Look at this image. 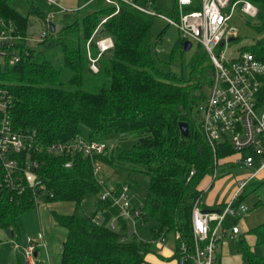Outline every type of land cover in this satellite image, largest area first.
<instances>
[{"label": "trees", "instance_id": "1", "mask_svg": "<svg viewBox=\"0 0 264 264\" xmlns=\"http://www.w3.org/2000/svg\"><path fill=\"white\" fill-rule=\"evenodd\" d=\"M13 1L0 0V19L11 22L16 35L26 37L28 17L11 5ZM237 1L257 8L253 28L264 33V0L232 3ZM80 2L84 7L73 12L76 19L59 31L55 26L54 33L49 29L43 43L33 47L16 42L20 61L13 66L0 64V93L9 98L7 115L14 130L35 132L44 144L70 143L84 138L83 132H87L84 139L89 142L105 143L113 135L135 139L134 145L116 157L106 153L96 160L112 168L143 171L148 176L147 199L140 207L136 233L129 236L130 224L122 218L116 220L117 230L98 222L99 212L109 210L113 216L117 212L109 200H99L101 188L90 159L82 153L72 157L40 155L42 165L36 173L44 189L35 195L40 200L38 206L30 189L19 193L9 188L0 167V229L17 239L20 251L16 261L23 264L19 217L42 204H72L70 215L51 213L53 223L65 232L59 264H150L149 256L178 264L180 244L193 247L191 213L196 202L202 205L200 183L206 176L212 177L214 170L213 151L203 138L195 112L205 98V89L212 84L208 55L201 47L189 64H183L181 77L164 73L151 55L154 17L125 4L113 15L114 7L103 0ZM134 2L153 9L152 0ZM28 14H34L44 26L45 15L36 7L30 5ZM174 16L175 7L170 17ZM104 18L99 34L110 37L114 46L99 58V71L92 74L85 46ZM160 38L161 34L158 43ZM183 43L179 37L175 47L183 49ZM37 47L44 49L41 56ZM241 50L264 61V36L255 46ZM262 81L258 99L264 105V77ZM181 122L188 124V139L180 134ZM234 155L230 146H216L218 166H229ZM69 160L71 168H65ZM123 185L129 192L133 189L132 184H118L116 188ZM90 195L96 198V207L87 215L80 210ZM177 234L180 239H176ZM250 235L254 246H264V224ZM168 238L174 253L165 258L155 244L160 239L168 242ZM241 253L243 264H264V257L254 254L243 240Z\"/></svg>", "mask_w": 264, "mask_h": 264}, {"label": "built area", "instance_id": "2", "mask_svg": "<svg viewBox=\"0 0 264 264\" xmlns=\"http://www.w3.org/2000/svg\"><path fill=\"white\" fill-rule=\"evenodd\" d=\"M45 2L55 8V11L45 17L42 34L26 37L16 35L14 25L0 19V64L7 63L13 66L18 63L20 52L15 49L17 41L38 46L44 42L56 14L74 12L62 6L59 0ZM103 2L114 7L113 15L119 12L121 4H125L143 14L160 18L167 26L174 27L184 42L197 43L209 56L214 69L212 84L206 99L197 106L195 112L203 138L213 151L214 170L211 178L215 181L218 177V161L215 155L216 146L220 145L232 148L238 155L233 166L247 174L237 180L234 193L222 208L203 213L200 203H195L191 213L193 247L180 244L178 264H186L188 261L191 264H215L214 254L217 247L222 245L225 239L234 238L239 233L235 221L248 211L240 202L243 191L250 181L264 171V105L258 99L263 85L264 61L259 60L253 53L241 49L234 59H228L224 53V48L230 43L229 39L236 36V30L229 26L232 10L241 4V13L253 19L257 16V9L246 1L232 3V0H176L175 16L170 17L155 12L151 7L141 6L134 0ZM190 7L194 9L186 11V8ZM106 19L101 20L86 42V58L92 74L99 71V58L114 46L110 37L99 34V28ZM93 43L97 49L96 56L91 53ZM9 103V98L1 92L0 167L9 188L19 193L25 191V188L30 189L34 203L38 206L40 200L35 195L44 189L36 173L42 165L40 155L72 157L76 153H82L90 159L94 178L101 188L99 200H109L111 207L117 212L110 228L117 230L116 220L122 218L130 224L129 230L132 234L136 233L141 208L132 207L128 186L123 185L121 189H117L116 186L110 187L104 180L97 178L101 168L98 167L99 162L96 159L106 154V143L89 142L80 137L70 143L44 144L37 138L35 132L14 130L7 115ZM71 165L72 160H69L64 167L71 168ZM190 175L192 176L193 172ZM230 218L234 222L229 228H223L225 220ZM176 239H180L179 234L176 235ZM42 240V235H38L36 239L27 238L23 241L24 246H20V249L26 264H34V255ZM155 245L162 249L168 244L165 239H160ZM172 251L174 253L173 249Z\"/></svg>", "mask_w": 264, "mask_h": 264}, {"label": "rangeland", "instance_id": "3", "mask_svg": "<svg viewBox=\"0 0 264 264\" xmlns=\"http://www.w3.org/2000/svg\"><path fill=\"white\" fill-rule=\"evenodd\" d=\"M60 2V0H59ZM61 3V2H60ZM62 3L67 7H76L77 2L72 0H62ZM80 3V0H79ZM62 4V5H63ZM11 5L22 15L27 16L29 21V27L27 30L28 36H35L42 34L44 31L39 26L38 18L34 14H28L30 5L36 7L39 12L49 16V14L55 11V8L50 7L45 0H14ZM174 0H156L153 5V10L163 15L170 16L174 12ZM255 7V6H254ZM241 4L237 5L231 12V19L229 26L236 30V40L230 42L227 48H224L225 56L228 59H234L238 56V52L242 48H250L256 45L261 39H263L264 33H260L253 28L256 18H249L240 11ZM256 8V7H255ZM257 9V8H256ZM258 12V10H257ZM66 15H55L52 20L56 26V30L59 31L63 25L72 23L76 18L72 14L65 13ZM161 34V38H158ZM179 39L178 31L167 24L158 17H154L152 25V43H151V55L156 67L164 73H171L177 77L183 75L182 66L184 63L189 64L193 56L201 49L197 43L193 42L191 48L188 51H184L181 47L176 46ZM35 47L34 45H30ZM42 47H37L36 51L39 56L43 52ZM91 53L96 56L97 49L94 43L91 46ZM209 58V56H208ZM210 61V59H209ZM211 64V62H210ZM212 66V64H211ZM189 74V69L187 70ZM214 75V69L212 66V78ZM89 76V75H88ZM211 84L205 89L206 99ZM203 100L199 103L201 105ZM87 132L82 133V137L86 138ZM107 155H113L116 157L119 152L129 149L135 143V139L131 135H113L106 139ZM235 159V155L233 156ZM101 168V172L97 175V178L104 180L106 185L115 187L118 184H132L133 189L129 192L130 203L133 208L143 207L147 199L149 178L143 173V171L133 169H119L109 167L99 161L98 164ZM218 177L214 182L211 190L203 194L202 204L228 202L229 195L232 196L236 189L237 180L246 176H238L239 170L233 167V171L224 176L223 164L219 163ZM211 179L206 176L200 183L202 190L208 188ZM243 205L248 211L243 214L236 227L240 231V235L231 239H225L223 245H219L214 254L215 264H243L242 258V240L248 244L251 251L261 257H264V246L255 247L253 237L250 232L257 223H264V186L257 187L255 185H249L244 191ZM261 201L262 206L255 207V204ZM96 198L93 196H87L81 206V212L87 215H91L95 212ZM56 212L61 215H70L73 212L72 204H53V205H40L32 210L24 213L18 219L20 224L23 239L27 238L36 239L38 235H44V243L47 244V248L38 246L37 257L33 258L34 264H59L60 262V248L62 241L65 238L63 230L58 228L52 221L51 213ZM112 213L110 211H101L98 213L97 218L100 219V224L110 228L112 223ZM233 220L227 219L223 223V228H229ZM256 227V226H255ZM255 229V228H254ZM112 230V229H111ZM23 242V241H22ZM168 246L172 247V240L168 238ZM42 243H39L41 245ZM24 246V245H23ZM19 244L17 239H13L10 236L9 231L0 229V264H17L16 257L19 252ZM23 264L26 261L23 259Z\"/></svg>", "mask_w": 264, "mask_h": 264}, {"label": "crops", "instance_id": "4", "mask_svg": "<svg viewBox=\"0 0 264 264\" xmlns=\"http://www.w3.org/2000/svg\"><path fill=\"white\" fill-rule=\"evenodd\" d=\"M72 1H74V3L75 2H77L78 3V5L76 6V7H74V8H72V7H67V6H65L63 3H62V0H60V4L62 5V6H64L65 8H67V9H71L72 11H74L75 12V10H77V9H80V8H83L84 7V4H82L81 2L79 3V0H72ZM66 13V12H65ZM65 13H58V14H56V15H66ZM69 14H72V16H74L73 15V13H69ZM75 17V16H74ZM55 18H57V17H55ZM39 26H40V28L42 29V26H41V24L39 23ZM243 155H245V154H243ZM238 157V155H236L235 154V159ZM235 159H233V157H231L230 159H229V162L228 163H230L229 164V166H226V167H223L224 168V170H223V173H224V176L225 175H227V174H229V173H231L232 171H233V165H234V160ZM227 161V160H226ZM225 162V161H224ZM235 169H237L236 167H234ZM244 174H247V172H245V171H239V173H238V176H242V175H244ZM210 179H211V182H210V184H209V186H208V188H206V190H203L204 191V193H207L209 190H211V188H212V186H213V184H214V182L217 180H215V181H213L212 180V178L210 177ZM261 182H264V171L262 172V173H260V175H258L257 176V178L256 179H253L252 181H250V183L248 184V186L251 184V185H255V186H257L258 187V185L261 183ZM247 188V187H246ZM245 188V189H246ZM205 191H207V192H205ZM244 195H245V193L243 192V196H241V198H240V202L241 203H243L244 202ZM230 198H231V195H229V198H228V201L230 200ZM202 204V203H201ZM223 205H225L224 204V202L222 203V202H220V203H210V204H207V205H205L204 203L201 205V206H203V207H201L203 210H218V209H220V208H222L223 207ZM263 204L261 203V201H258L256 204H255V207H259V206H262ZM107 211H109V210H107ZM96 219L98 220V222L100 223V219H98L97 217H96ZM111 219L113 220L114 219V216L113 215H111ZM231 219V218H230ZM231 220H233V219H231ZM239 220H237V221H235V223L237 224V222H238ZM233 222H234V220H233ZM232 222V223H233ZM263 222V221H262ZM262 222H260V223H257L255 226L256 227H258V226H260V225H262V224H264V223H262ZM231 223V224H232ZM18 224H19V222H18ZM20 225V224H19ZM253 227V229L254 228H256V227ZM20 230H21V228H20ZM65 233V232H64ZM240 235V231H239V233L235 236V237H237V236H239ZM21 237H22V240L24 241V239H23V235H22V232H21ZM42 244L41 245H39V247L40 246H42L43 245V247L45 248H47V244H45L44 242V235L42 234ZM64 241V240H63ZM62 241V242H63ZM253 241H254V239H253ZM167 244H169L168 242H167ZM223 245V244H222ZM38 247V248H39ZM255 247H257V246H255ZM259 248V247H258ZM172 249H173V245H172V247L170 248L168 245H167V247L166 248H160V249H158L159 250V253H161L165 258H168V257H170L171 255H173V251H172ZM38 250V249H37ZM60 253H61V248H60ZM36 257H37V251H36ZM60 256V255H59ZM261 257V256H260ZM23 259V258H22ZM147 260H148V262L150 263V264H176V262L174 261H169V262H164V261H160V260H158L155 256H149L148 258H147Z\"/></svg>", "mask_w": 264, "mask_h": 264}, {"label": "water", "instance_id": "5", "mask_svg": "<svg viewBox=\"0 0 264 264\" xmlns=\"http://www.w3.org/2000/svg\"><path fill=\"white\" fill-rule=\"evenodd\" d=\"M156 2V0H152V5H154ZM50 31L51 33H54L55 32V25L53 23L50 24ZM236 38H230L229 39V42H232V41H235ZM2 46H4L5 44H1ZM223 46V42L220 43V47ZM191 48V43L188 42V41H185L183 43V50L184 51H188L190 50ZM179 131H180V134L183 136V138L185 139H188L189 137V127H188V124L186 122H181L179 123ZM203 213H209V210H202ZM132 235V232L129 230V236ZM11 236H12V233H11ZM34 257L36 258V254L34 255Z\"/></svg>", "mask_w": 264, "mask_h": 264}]
</instances>
